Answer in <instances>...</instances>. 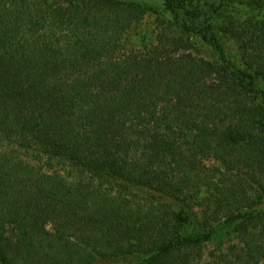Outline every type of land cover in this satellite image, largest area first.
I'll use <instances>...</instances> for the list:
<instances>
[{
	"label": "trees",
	"instance_id": "1",
	"mask_svg": "<svg viewBox=\"0 0 264 264\" xmlns=\"http://www.w3.org/2000/svg\"><path fill=\"white\" fill-rule=\"evenodd\" d=\"M154 1L0 0V264H264V0Z\"/></svg>",
	"mask_w": 264,
	"mask_h": 264
},
{
	"label": "rangeland",
	"instance_id": "2",
	"mask_svg": "<svg viewBox=\"0 0 264 264\" xmlns=\"http://www.w3.org/2000/svg\"><path fill=\"white\" fill-rule=\"evenodd\" d=\"M146 1H150V0H146ZM151 1L155 2L154 0H151ZM154 18H155V15L151 11H147L146 16L143 20V23L140 26V29L143 31H146V33L151 32V30L153 29V26H154L153 25ZM226 46H227L228 50H230L231 52H236V45L234 44L233 41H228L226 43Z\"/></svg>",
	"mask_w": 264,
	"mask_h": 264
}]
</instances>
